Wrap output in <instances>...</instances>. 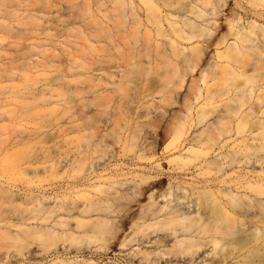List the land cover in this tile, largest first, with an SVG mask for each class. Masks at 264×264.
<instances>
[{"label":"bare ground","instance_id":"6f19581e","mask_svg":"<svg viewBox=\"0 0 264 264\" xmlns=\"http://www.w3.org/2000/svg\"><path fill=\"white\" fill-rule=\"evenodd\" d=\"M138 2L144 10V18L139 17ZM47 3L48 0H0V54H6L0 58V213L6 208L12 209L11 214L0 216V264H107L93 258L80 259L86 250H73L72 246L82 238H96L98 242L106 238L110 241L108 246H96L95 251L108 255L122 254L128 248L139 246L127 256H119L118 264H135L136 259L137 264H264V240L241 243L238 248L210 259L224 240L217 235L223 233L213 231L210 237L204 233L207 226L226 221L232 222L233 232L237 234L242 230L261 231L258 226L234 216L233 213H238L231 202L241 193L250 200L252 195L262 196L264 200V25L258 22L259 18H264V0L129 1L130 35L134 40L129 54L131 68L138 64L135 46L139 34H151L149 23L157 28L159 35L169 39L168 45L159 51L160 65L167 68L164 78L168 84L170 76L178 77V89L184 87L187 72H194L207 56L208 47L225 46L224 51L216 53L221 63L215 62L209 74L203 71V82L207 84L210 79L214 83L204 95L196 96L195 101L205 100L198 119L190 117L192 127L194 123L203 124L222 113L210 124L212 129L202 131L196 139L215 152L236 136L234 155L226 157L231 158L232 164L221 167L220 171L233 163H239L242 169L250 168L244 173L226 171L217 179L226 184L218 190L226 201L219 205L221 215L207 214L193 201L173 204V199L159 204V198L175 197L178 191L184 197L188 195L183 184L175 185V181H178L176 184L189 183L182 181L186 180L182 178L185 174L173 175L174 181L166 192L153 189L146 203L136 201L145 196L143 190L131 196L115 197V200L127 202L110 211L109 200L97 192L103 188L111 191L117 174L110 173V167L99 170L91 166L89 174L76 176L85 159L88 162L89 158L80 152L77 146L80 142L76 141L79 139L74 136L81 134L80 126L71 123L64 126L63 135L52 130L45 132L46 146L42 147L40 158L44 167L38 165L31 170L26 182L19 184L4 176L6 164L14 167L19 163V154L32 149L30 125L34 112L39 100L51 98L46 87L39 93L23 94L18 92L16 84L22 78L29 80L35 73L44 71L53 56L44 39L51 31L50 25L63 20L61 11L52 2L57 14L43 11ZM225 25L228 28L223 33ZM13 33L37 42L31 59L15 55L20 43L8 41L14 38ZM156 44L161 46L160 41ZM228 95L229 99L224 103L221 100L219 105L220 99ZM16 121L25 122L28 127L19 133ZM222 138L227 141L221 145ZM188 151L200 152L193 148ZM223 157L221 161L225 159ZM256 163L261 164L257 171ZM214 181H205V190H211ZM87 196V203L82 204L80 199ZM133 204L137 210L133 223L129 221L131 215H117L128 208L132 211ZM109 234H112L111 238H108ZM146 243L150 246L145 247Z\"/></svg>","mask_w":264,"mask_h":264},{"label":"rangeland","instance_id":"374dc122","mask_svg":"<svg viewBox=\"0 0 264 264\" xmlns=\"http://www.w3.org/2000/svg\"><path fill=\"white\" fill-rule=\"evenodd\" d=\"M48 1L49 5L44 4L43 11L54 12L56 15L57 8L52 6L53 3L61 11L63 20L61 23L56 21L50 25L51 31L44 39L45 44L52 50L50 55L53 56L49 58L50 61L48 60L44 71L35 73L29 80L22 78L16 84L19 86L18 92L22 91L23 94L39 93L46 87L51 98L48 96L47 101L39 100L34 112L30 125L33 131L32 149L20 153L19 163L14 167L6 164L4 176L7 179H14L19 184L26 182L25 179L31 170L38 165L44 167L42 163L40 164V158L42 147L46 146L45 132L52 130L63 135L64 126L71 123L80 126L81 134L74 136L79 139L76 141L80 142L77 145L80 152L89 158L88 162L84 158L85 162L78 169L76 176H86L91 172V166L99 170L110 167V173L117 174L112 182L114 187L111 191L103 188L97 192L103 199L109 200L110 211L118 204L127 202L115 200V197L123 194L131 196L143 190L145 196L138 197L136 201L146 203L147 196L153 189L157 192H166L170 183L174 181L173 175L177 177L185 174L182 178L186 180L180 179L189 183L176 184L178 181H175V185L183 184L188 189V195L184 197L182 192L178 191L175 197L159 198L157 200L159 204L164 205L173 199V204L193 201L207 214L220 213L219 205L223 202L225 204L226 201L218 190L226 187V184L218 182L217 179L226 171L244 173L250 168L242 169L239 163H233L226 170L220 171L221 167L232 164L231 158L226 157L234 155L232 153L237 144V141H234L236 136L228 141L223 149H217L215 152L209 150L205 142L196 139L202 131L211 130L210 124L222 113L215 114L203 124L194 123L192 127L190 117L198 119L205 100L202 98L195 101L196 96L204 95L209 85L214 83L210 79L207 84L203 82L201 78L203 71L209 74L215 62L221 63L216 53L224 51L225 46L208 47L207 56L194 72L190 70L187 72L184 87L178 89V77L170 76L168 84L164 78L167 68L160 65L159 51L162 46L165 48L168 45L169 39L159 35L157 28L150 23L148 25L150 36L140 33L137 38L135 48L139 58L138 64L135 68L130 67L129 54L131 43L134 41L130 35L132 21L130 0ZM137 11L139 17L144 18V10L139 7ZM258 22L264 25V18H259ZM227 28L225 25L222 32L225 33ZM169 33L172 34L170 31ZM12 35L14 38L8 41L20 43L15 55L31 59L36 52L37 42L27 41L25 35L17 33ZM157 41H160L161 46H157ZM5 55L1 53L0 58H4ZM228 99L229 95L222 97L218 104L221 105V100L224 103ZM16 124L19 133L28 127L25 122L16 121ZM223 140V138L220 140L221 145L227 141ZM190 148L199 150L198 156L189 152ZM221 156L225 158L222 161ZM255 165L257 171L261 164ZM198 174L202 176L197 178ZM149 177L151 180H144ZM207 180H215L212 182L214 186L211 190H205ZM88 197L81 198L80 202L87 203ZM251 197L250 200L241 193L240 197L231 202L238 213L233 215L252 226H258L261 231L257 233L254 229L252 232L242 230L237 234L233 232L232 222L229 221L207 226L204 233L209 237L211 232L220 230L223 235L217 236L224 238L210 259L238 248L241 243L264 240V200L262 196ZM179 198L182 200L178 201ZM134 204L132 211L128 208L117 215L122 217L131 215L129 221L133 223L132 219L137 213ZM11 210L4 209L0 216H7L9 212L11 214ZM111 236L112 234H109L108 238ZM109 243L106 238L103 242H98L96 238L92 240L82 238L79 242L73 243L72 249L86 250L80 259L93 258L107 264H118L119 256H127L139 248L136 245L131 250L126 249L122 254L114 252L109 255L95 251L96 246L107 247ZM144 246L149 247L150 244L146 243ZM134 263L137 264V259Z\"/></svg>","mask_w":264,"mask_h":264}]
</instances>
